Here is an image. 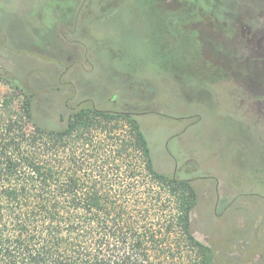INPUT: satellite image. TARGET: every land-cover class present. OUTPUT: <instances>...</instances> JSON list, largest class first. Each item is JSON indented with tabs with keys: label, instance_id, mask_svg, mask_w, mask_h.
I'll use <instances>...</instances> for the list:
<instances>
[{
	"label": "rangeland",
	"instance_id": "1",
	"mask_svg": "<svg viewBox=\"0 0 264 264\" xmlns=\"http://www.w3.org/2000/svg\"><path fill=\"white\" fill-rule=\"evenodd\" d=\"M51 1L0 0V89L43 83L62 100L77 95L103 110L148 112L139 121L155 167L193 179L199 195L193 232L212 251L192 259L264 264V112L256 101L264 85L263 92L244 85L232 63L214 65L211 46L223 38L198 42L192 30L142 20L154 7L141 0H132L140 11L132 14L125 0L117 20L85 21L67 39L56 20H34L37 9L54 10Z\"/></svg>",
	"mask_w": 264,
	"mask_h": 264
},
{
	"label": "trees",
	"instance_id": "2",
	"mask_svg": "<svg viewBox=\"0 0 264 264\" xmlns=\"http://www.w3.org/2000/svg\"><path fill=\"white\" fill-rule=\"evenodd\" d=\"M12 85L0 89V264H199L190 253L212 251L193 232L194 180L157 170L139 115Z\"/></svg>",
	"mask_w": 264,
	"mask_h": 264
},
{
	"label": "flooded vegetation",
	"instance_id": "3",
	"mask_svg": "<svg viewBox=\"0 0 264 264\" xmlns=\"http://www.w3.org/2000/svg\"><path fill=\"white\" fill-rule=\"evenodd\" d=\"M141 1L145 5L154 7V10L140 12L139 16H142L144 21L165 22L169 32L179 29L192 30L196 33L198 42H200L201 35L223 38L222 45L218 41V46H211V53L215 54L213 55L215 60L212 61L214 65L218 66V69L229 67L231 63L235 67H241V74L245 75L244 85H254L262 91L264 85V0ZM125 2V0H52L50 4L55 6L54 10L44 5V9L40 10L43 13H38L39 9L35 11L34 20L41 22L56 20L60 26L61 36L67 39L66 33L78 34L85 21L117 20L123 15ZM133 7L134 3L131 0L132 14L140 11ZM157 8L161 9L157 10ZM154 12L157 13L153 14ZM206 23L208 29H202L201 25ZM69 24L73 28H70ZM213 42L211 41V44ZM241 60H245L246 63L248 61V63L244 66ZM254 74L256 76L251 77ZM256 101L261 112H264V93L257 94ZM113 103L116 104V101ZM135 114H148V112Z\"/></svg>",
	"mask_w": 264,
	"mask_h": 264
}]
</instances>
